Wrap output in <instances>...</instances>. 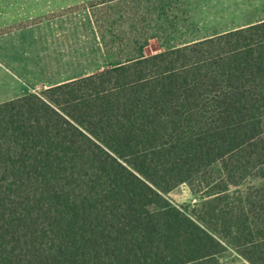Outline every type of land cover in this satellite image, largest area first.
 <instances>
[{
    "label": "trees",
    "instance_id": "16d2710c",
    "mask_svg": "<svg viewBox=\"0 0 264 264\" xmlns=\"http://www.w3.org/2000/svg\"><path fill=\"white\" fill-rule=\"evenodd\" d=\"M0 264H264V21L0 104Z\"/></svg>",
    "mask_w": 264,
    "mask_h": 264
},
{
    "label": "crops",
    "instance_id": "0c3cea01",
    "mask_svg": "<svg viewBox=\"0 0 264 264\" xmlns=\"http://www.w3.org/2000/svg\"><path fill=\"white\" fill-rule=\"evenodd\" d=\"M262 21L264 0H0V104Z\"/></svg>",
    "mask_w": 264,
    "mask_h": 264
},
{
    "label": "rangeland",
    "instance_id": "374dc122",
    "mask_svg": "<svg viewBox=\"0 0 264 264\" xmlns=\"http://www.w3.org/2000/svg\"><path fill=\"white\" fill-rule=\"evenodd\" d=\"M202 27L205 25V22L202 20ZM45 88L40 89L38 92L44 91ZM253 182H259L261 181L260 179H251ZM168 197L170 200L178 205V206H187V205H195L201 200V194L196 193L193 191V189L190 187L189 184L187 183H182L175 187L173 190H171L168 193ZM238 258L237 253L235 250L230 249L228 250L224 256H223V261L230 262L233 259Z\"/></svg>",
    "mask_w": 264,
    "mask_h": 264
}]
</instances>
